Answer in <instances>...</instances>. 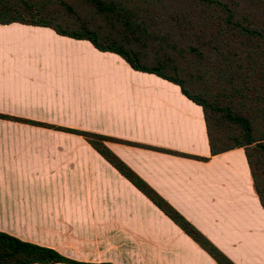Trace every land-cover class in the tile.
Returning a JSON list of instances; mask_svg holds the SVG:
<instances>
[{
	"label": "crops",
	"instance_id": "1",
	"mask_svg": "<svg viewBox=\"0 0 264 264\" xmlns=\"http://www.w3.org/2000/svg\"><path fill=\"white\" fill-rule=\"evenodd\" d=\"M0 115L118 140L111 152L234 264H264L246 151L213 156L203 107L177 84L50 28L0 24ZM0 232L84 263L217 264L84 137L3 117Z\"/></svg>",
	"mask_w": 264,
	"mask_h": 264
},
{
	"label": "trees",
	"instance_id": "2",
	"mask_svg": "<svg viewBox=\"0 0 264 264\" xmlns=\"http://www.w3.org/2000/svg\"><path fill=\"white\" fill-rule=\"evenodd\" d=\"M69 1L71 0H0V24L9 25L19 23L29 26L45 27L54 30L58 35L63 37L89 41L101 52H110L121 56L136 71L155 74L180 86L182 92L189 99L203 107L213 156L237 148L245 149L254 179V187L264 207V189L262 187V182L264 183V181L261 178L260 183L258 182L259 177L252 160V152H250L252 147H254V150H264V113L261 112L264 109V73L258 66L259 84L250 81L251 75L250 78H247L241 73L242 61L247 60L248 64L252 65L249 71H253L255 63L252 64V62L254 59L257 57L260 60H264V29L262 33L259 30L251 31L248 27H245L244 23H248L249 18L239 16L241 13L238 10V5L235 0H184L189 6L186 7V10L190 11V14H188L190 17L196 11L190 8L191 5H195V8L197 6L206 7L207 15H211L209 12L213 7L222 9L225 13L221 21H214L216 23H213V25L216 24L221 27L218 30V33L221 35H218V37L226 41V64L229 68L228 71H231L230 85L235 91L236 96L242 99L246 106V111L240 109L242 111L241 113H235L233 109H227L228 112L225 118L229 123L235 124L240 130L238 132L240 135L230 137L222 129L221 121L215 117L214 111L217 106L214 102L201 99L199 96L191 94L187 89L186 82L176 75L179 72V68L174 66L176 62L165 57L167 54H172L170 52L171 49L178 47L180 40H185L189 36V30L185 26L186 21L184 19H177L170 0H159L160 4L157 6L161 8V16L155 17L147 13V9L150 6H156L154 2L149 3V0H86L93 9V16L104 15L108 20L122 27L128 34L126 36L118 35L116 38L100 32L98 26L92 21L80 24H71L62 21L59 10L71 9L68 4ZM176 4L177 2L175 0ZM217 16L220 15H216L215 17ZM252 17L259 24L258 18L256 16ZM248 35H256V38L261 39L263 43H258L253 37L248 38ZM139 44L144 48L148 46L158 48V52H153L157 59L156 64L144 63L143 56L153 55V53L141 51ZM161 46L164 47L163 58L161 57ZM244 47L247 48V54L246 50L243 49ZM189 48H191L193 54L197 53L198 56L201 55L199 49ZM242 53H245L244 57H242ZM169 69L174 73L171 72L172 74H168L167 71ZM250 105H257V108H263L252 115V107ZM0 117L42 126L40 123L31 120L10 118L7 115H0ZM259 125L262 128H257ZM46 128L73 133L86 138L126 179L206 250L215 259L217 264H234L152 187L111 152L106 142L118 140L92 132L54 125H49ZM227 140L230 144H227ZM134 145L140 146L137 144ZM191 158L206 160L198 157ZM59 263L91 264L69 259L54 249L24 242L9 234L0 232V264Z\"/></svg>",
	"mask_w": 264,
	"mask_h": 264
},
{
	"label": "rangeland",
	"instance_id": "3",
	"mask_svg": "<svg viewBox=\"0 0 264 264\" xmlns=\"http://www.w3.org/2000/svg\"><path fill=\"white\" fill-rule=\"evenodd\" d=\"M170 1L172 9H174L173 12L177 16V19H184L186 21L185 26L189 30V36L185 40H180V42H178V47H176L175 49H171L170 52L173 55L167 54V56L165 57L172 59L176 62L174 66L179 68V72L176 75L180 77L181 80L186 82L187 89L191 94L199 96L201 99L211 100L212 102H214V104L217 106L216 110L214 111L215 117L216 119L221 121L222 129L229 134L228 136L233 137L234 135H240L238 133L240 132L238 127L235 124L229 123L228 120L225 118V115L228 112L227 109H233L235 113H241L242 111H246V106L243 100L236 96L235 91L230 85L231 71H228L229 68L226 64V41L225 39H221L218 37V35H221L220 33H218V30L221 27L216 24L213 25V23L221 21L222 16L224 17L225 13L222 11V9L213 7L209 12V14L211 15H207L206 7L197 6L195 8V5H191L190 8L195 9L196 11H194V14L190 17L188 15L190 14V11L186 10V7L189 6L184 2V0H176V5L175 0ZM235 1L238 5V10L241 13L239 14V16L249 18V22L244 23V26L248 27V29H250L251 31L259 30L263 33L264 0ZM151 2H154L156 6H150L149 9H147V13H150L153 17L161 16V8L157 6L160 4V1L149 0V3ZM68 4L70 5L71 9L66 8L59 10L61 12L60 19L62 21L71 24H80L87 21H92L98 26L100 32L105 33V35H111L113 38H116V36L118 35H128L122 27L108 20L104 15L93 16V9L91 8V6H89V3L86 0H71L68 2ZM216 15L220 16L215 17ZM252 16H256L258 18L259 24L255 21V19H253ZM247 37H253L257 40L258 43H263L261 39L256 38V35H248ZM189 47H192V49H199V51H201V55L198 56L197 53L193 54L191 48ZM163 48L164 47L161 46L162 58L164 55ZM243 49L246 50L247 54V48L244 47ZM140 50L144 52L148 51L149 53H153L157 51L158 48L155 46H148L147 48H144L140 45ZM244 56L245 53H242V57ZM156 60L157 59L154 56V53L153 55L149 54L147 56H143V61L146 64L154 65L156 64ZM253 63H255V65L253 66V71L250 70V72L249 69L252 67V65H249L247 60L242 61L241 73L247 78H250L251 75L252 77L250 78V81L255 84H259V67L264 73V60H260L256 57L252 64ZM171 72L174 73L170 69L167 71L168 74H172ZM250 106L252 107V115H254V113H256L257 111L259 112V110L264 107V105L260 108H257V105ZM240 109L242 111H240ZM261 112L264 113V109H262ZM20 119L38 122L42 125L39 127L44 128L49 125H52L35 121L26 117H22ZM257 128H262V126L259 125L257 126ZM227 144H230L228 140ZM253 150L254 147L251 148L250 152H252V160L256 166L257 175L259 177L258 182L260 183L261 178H263L264 181V150ZM262 187L264 189L263 182Z\"/></svg>",
	"mask_w": 264,
	"mask_h": 264
}]
</instances>
